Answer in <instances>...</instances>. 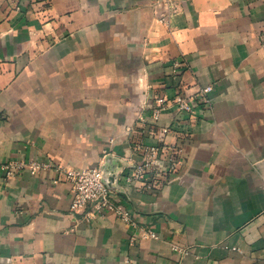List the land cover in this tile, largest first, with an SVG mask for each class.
I'll use <instances>...</instances> for the list:
<instances>
[{
    "label": "crops",
    "instance_id": "0c3cea01",
    "mask_svg": "<svg viewBox=\"0 0 264 264\" xmlns=\"http://www.w3.org/2000/svg\"><path fill=\"white\" fill-rule=\"evenodd\" d=\"M178 90L197 100L181 169L124 184L130 130L173 141L172 110L154 136L139 119ZM26 157L107 164L132 223L75 214L55 171L6 178ZM0 264H264V0H0Z\"/></svg>",
    "mask_w": 264,
    "mask_h": 264
},
{
    "label": "built area",
    "instance_id": "2783aa9c",
    "mask_svg": "<svg viewBox=\"0 0 264 264\" xmlns=\"http://www.w3.org/2000/svg\"><path fill=\"white\" fill-rule=\"evenodd\" d=\"M171 14L162 19L169 25ZM173 68L172 77H178L187 67L185 59L171 63ZM212 87L202 90L200 97L207 102L208 94ZM197 104L196 97H188L175 91L173 96L167 94L158 95L151 103L140 123L145 124L151 135H157L163 114L172 110L174 126L167 129L168 135H172L173 141H162L156 144L147 143L145 136L132 133L130 130V147L136 157L135 166L130 173L121 174L122 182L126 185L137 184L141 190L154 192L159 190L168 178L181 169L184 158V141L190 137L188 130L181 129L192 115ZM184 127V126H183ZM146 131V129H145ZM5 177L10 179L20 173H29L34 176L41 172L55 171L58 178L55 184L68 183L74 193L72 210L75 214L83 215L86 221H91L107 213L116 214L122 221L132 223L129 211L114 199V191L104 182L101 167L94 168H67L63 165L54 164L50 160H40L26 157L13 160L1 166ZM151 238L157 239L158 235L153 230H148ZM175 251L182 252L178 247ZM186 253V252H185Z\"/></svg>",
    "mask_w": 264,
    "mask_h": 264
},
{
    "label": "water",
    "instance_id": "95a60500",
    "mask_svg": "<svg viewBox=\"0 0 264 264\" xmlns=\"http://www.w3.org/2000/svg\"><path fill=\"white\" fill-rule=\"evenodd\" d=\"M103 170V176H104V182L108 187L111 189H115L117 187V174L108 168L107 164L102 167Z\"/></svg>",
    "mask_w": 264,
    "mask_h": 264
}]
</instances>
